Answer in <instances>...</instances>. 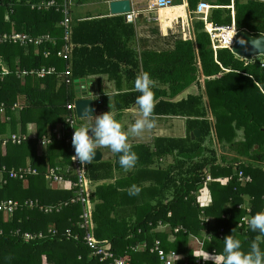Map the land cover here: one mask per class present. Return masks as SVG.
Masks as SVG:
<instances>
[{
  "label": "trees",
  "instance_id": "trees-1",
  "mask_svg": "<svg viewBox=\"0 0 264 264\" xmlns=\"http://www.w3.org/2000/svg\"><path fill=\"white\" fill-rule=\"evenodd\" d=\"M39 1L0 0V34L45 36L40 44L0 42V202L33 198L39 205L26 209V202L24 209L18 211L23 217L20 221L18 212L13 214L20 206L17 201L12 200L16 206L7 220L0 211V264H102L90 255L83 242L84 230L75 228L80 205L69 202L70 190L46 187L43 179L50 168H55L58 174L76 181L74 175L64 174L61 166H56L68 158L70 161L72 154L67 120L76 117L74 108L68 109L67 105L73 106L74 79L104 74L118 88L114 95L115 110L133 105L139 109L136 98L140 93L134 86L122 91L124 82H135L148 74L151 80L166 85L167 89L152 88L154 114L184 117L186 134L156 137L151 144L132 145L138 160L127 174L129 180L123 194L118 184L95 186L90 199L94 204L95 238L108 241L115 256L130 259L132 264H146L154 256L153 262L158 261L157 255L149 251L156 239L166 253L175 256L182 253L185 258L179 261L190 263L197 258L204 260L189 247L191 235L203 238L199 247L209 253L222 254L224 238L230 234L248 250L259 233L243 221L264 211L263 55L248 60L226 47L214 51L204 20L198 19L193 22L195 40H180L173 51L146 52L138 59L130 55L119 39L116 27L126 21L119 15L116 23L108 19L97 24L96 19L72 22L70 39L75 45L72 54L65 56L59 54L66 44L65 27L60 24L63 15L55 7L37 10L36 6H29L28 2ZM45 1L49 0L42 2ZM197 2L188 0L191 11ZM210 8L209 24L231 25V0H214ZM234 11L238 31L253 37L264 35V2L234 0ZM41 68L47 70L42 76ZM49 68L54 71H48ZM66 71L70 74L66 75ZM191 86L197 92L171 100ZM20 102L26 104L17 107ZM31 122L36 124L34 133L28 131L27 124ZM57 123L63 124L64 138L52 144L54 138H59L54 129ZM194 129L200 133L191 138ZM34 140L47 145L46 154L31 159L30 167L37 173L30 179V187L23 190L20 181L12 180L10 173L30 164L24 158L33 150ZM58 148L63 149L64 157H58ZM168 156L172 157L171 163L162 167L159 158ZM119 166L117 154L113 163L100 160L86 165L85 174L91 182L111 179L112 168ZM145 179H149L150 185L143 186ZM133 185L148 191L147 196L129 195ZM202 186L211 190L212 202L206 207L197 200ZM153 192L160 195L155 200L148 199ZM50 206L54 208L45 212ZM167 212H173L174 216H167ZM207 212L218 216L215 225H201ZM179 224L182 228L174 232ZM19 226L28 231L52 227L57 234L47 240H25L9 232ZM73 227L80 240H64L62 233ZM203 230L205 236L200 235ZM170 235L176 236V240H171ZM142 241L148 246L144 251L135 250L133 245ZM260 247L264 249V237L260 238ZM203 264L213 261L204 260Z\"/></svg>",
  "mask_w": 264,
  "mask_h": 264
},
{
  "label": "crops",
  "instance_id": "crops-1",
  "mask_svg": "<svg viewBox=\"0 0 264 264\" xmlns=\"http://www.w3.org/2000/svg\"><path fill=\"white\" fill-rule=\"evenodd\" d=\"M42 1L43 0H40L39 2H36V3H30V2H28V3L30 4L29 5L30 7L34 8L35 4L40 3ZM110 1L111 0H72L71 23L72 22L73 23L74 22H85L86 20H91V19H96V21H95L96 24L99 23V20H101V19H108V21H110V23H116L117 22L115 20L116 16H119V15L124 16V13L112 14L110 12V8H109V2ZM129 1H130V10L131 9L137 10L138 12H137L135 18L133 19V21L127 22V21L123 20L121 22V24H118L120 26L116 27V31L119 35V39L122 40V42L125 44V48L127 51H129L130 55H132V57H137L139 59L146 52L173 51L176 48L177 42L180 40H183V41L195 40L193 22L195 20H198V19H200L202 21L204 20L203 15L202 14L200 15L199 13H197L195 11L196 7H197L199 2H206L210 6L211 2H213L214 0H198V2L196 3V7H195L194 11L190 10L188 0H171L172 5H170V6L158 8V9H149V10L145 9L147 4H148L147 0L141 1V2H133L132 0H129ZM238 1L242 2V3L246 2V0H238ZM258 1L264 2V0H258ZM231 9H232L231 25H234L236 28L235 19H234V17H235L234 0H231ZM37 10H44V9H37ZM198 14L202 17V19L199 17ZM211 15H212V9L209 7L207 10V13H206L207 21L209 20V16H211ZM3 33H5V32H3ZM70 42L72 44V51H73L75 44L72 41V39H70ZM37 49L39 50L38 47H37ZM37 49H36V51H37ZM72 51L69 54H72ZM199 62L200 61L198 59L197 63L200 65ZM139 68H140V66H139ZM201 80H203V77L201 78ZM85 81H86L87 95L84 97H89L92 99L95 114H100V113H103L105 111L111 110V112L115 115V118L117 119V121L121 123L122 127L125 130L128 127H130L131 124L134 123V121L136 119L140 118V110L137 108L136 105L131 106L129 109H123V110L113 109L114 95L118 92V88H117L114 80H110L106 74H104V75H90L88 78L87 77L85 78ZM134 83L135 82H130L127 84H125V82L122 83V85H121L122 91L127 90L130 86H134ZM155 87L167 89L166 85L152 80V88H155ZM194 88L196 89L195 86L189 87L186 91L180 93L179 95H177L176 97H174L171 100L172 101L180 100L181 98H184L187 95V93H194L195 92L193 90ZM72 90L74 92V97H75L73 99V108H74V101L78 97L76 96L74 86H73ZM99 100L101 101L100 103H98ZM25 104L26 103H24V102L17 103V107L19 105L23 106ZM17 107H14L15 110L21 109L20 107L19 108H17ZM74 116L77 118V120H76V118L74 119L75 124H76V128H79L83 124H91V122L94 120V117H84V118L77 117L75 114V110H74ZM154 117H155V127L153 129L146 130L140 136H129L128 142L131 145H136L137 143L138 144H151L156 137H184L185 136V134H186V119L184 117L175 116V115H159V114H154ZM27 127H28V131L33 132V131H35L34 127H36V124L31 122V123L27 124ZM54 129H55V132L58 133L60 137L58 139L54 138V140H52L53 141L52 144H56L58 141L62 142V139L64 138L63 133H65L63 130V124L57 123L56 126L54 127ZM177 132H179V133H177ZM4 135H6V134H4ZM44 136H48V135H43L42 137H44ZM0 139H1V134H0ZM65 142L68 143L67 140ZM31 146L34 147L33 150H30L29 154L24 158L25 163H27V164L30 163V164L25 165V166H31V159L34 156H39L41 158L42 155L46 154L45 153L46 147H47L46 144L41 145L36 140H34L33 143H31ZM58 151H59L58 157L59 158L64 157L63 156L64 155L63 149L58 148ZM99 151L101 152V158H100L101 161L106 160V161H110L112 163L114 162V159L116 158V155H117L116 153H113L110 156L111 150L109 148H106V147L101 148ZM224 153H225V151H224ZM30 154H32V155L30 156ZM167 158H170V159L166 162ZM100 160H98V161H100ZM159 160L161 161L162 167H164V165L166 166L167 164L171 163L172 157H170V156L164 157L163 160H161L159 158ZM98 161H92V162H98ZM162 161H163V163H162ZM69 162L70 161L68 158V161L56 163V166H61V168L63 170H65L66 167L68 166ZM165 162H166V164H164ZM112 169H113L112 170L113 178H111V179H105V180H101L98 182H91V180L86 177L88 179V181L90 180L89 184H88L89 198L90 199H91V195H93L95 186L99 183L118 184L117 187H118L119 192L121 194H123V192H126L127 187H125V185L127 184V180H129V177H128L129 175L127 176L129 171H127V172L124 171L120 166L117 169H115L114 167ZM69 175H71V174H69ZM32 177H34V176L33 175L28 176L26 181H22V180L15 179V178H11V179L20 181L21 188L23 190H26L31 185L30 179ZM43 178H44V176H43ZM70 179H71V177L65 178L63 183L51 184V185L48 184V182L45 178L43 180H45L44 185L46 187L49 186L52 189H56V190L61 189L63 191L70 190V194L72 197L73 195H76L77 191L75 188H73L71 186L72 180H70ZM148 185H150L149 179L143 180V186H148ZM139 193L147 196L148 191H146L145 189H140ZM153 193H154L153 197H149L148 199L151 198L152 200H155L160 195L156 192H153ZM31 199H33V198H27L25 200L24 199L21 200L18 198H9V200L17 201L20 204L19 209L17 211L13 212V214L14 213L16 214V212H18L24 208L32 209L33 207L29 208L27 205H26V207H24L25 203ZM197 200L202 207L203 206L206 207L209 204H211V202H212L211 190L206 188V186L205 187L202 186L200 191L197 193ZM72 204H79L80 209H81V204L79 202H75ZM90 204L92 207V214H93V206H94L93 201L90 200ZM3 214L5 215V217H4L5 220H7V218L10 216V214L4 213V212H3ZM18 214H19V212H18ZM172 215L174 216L173 212H167V216L171 217ZM217 217L218 216H216L214 214L212 215V213L207 212L206 215H204L203 220H201V221H203L201 223V225L204 224L203 226H207V227L215 225L214 221ZM18 219H19V221L22 220L23 219L22 215L19 214ZM243 222L245 225H249L248 220H244ZM21 228H22V226H19L18 228L16 227V228L10 230L9 232L11 233V235L17 236L14 234V232L18 231V236H20L22 238L21 234L23 232L38 233V232L42 231V232L46 233L50 227H48L44 230H38V231L22 230L24 228H22V229ZM75 228L77 229L76 223H75ZM179 228H182V224L177 225L174 232L178 233L177 230ZM71 229L73 231H76V229H74V227ZM3 232H4V230H3ZM205 232H206V230L201 231L200 235H204ZM0 233H2V229H0ZM128 237H129V235H128ZM174 237H176V236H174V235L169 236V238L171 240H173ZM48 238H49V236L45 237V238H36V240H39V239L40 240H47ZM25 240H27V239H25ZM64 240H69V239H64ZM174 240H176V238ZM201 240H203V238H200L199 236H196V235H191V236H189V239H188V245H189V247L194 248V253L196 256L209 253L207 251H203L202 249H200L199 246L201 244ZM143 242L145 243V246L141 245ZM147 246H148L147 242L142 241V242H137L135 245H133V248H135V250L138 249V250L144 251V248H146ZM151 253H153V252H151ZM209 254L214 255L213 253H209ZM220 255L221 254H215L217 264H219ZM182 257L185 258V256L182 253H180L179 256L176 255V258H182ZM154 258H155V256H154ZM154 258L152 257V260H150V259L147 260L146 264H157L159 260L156 261V263H155V262H153V261H155ZM209 260H211V259H209ZM128 261H130V259H128ZM131 264H132V262H131Z\"/></svg>",
  "mask_w": 264,
  "mask_h": 264
},
{
  "label": "built area",
  "instance_id": "built-area-1",
  "mask_svg": "<svg viewBox=\"0 0 264 264\" xmlns=\"http://www.w3.org/2000/svg\"><path fill=\"white\" fill-rule=\"evenodd\" d=\"M133 2H141L145 0H132ZM148 4L146 6V10L149 9H158L163 8L172 5L171 0H147ZM37 9H48L50 7H55L56 11H60L63 15V19L60 22L62 26L65 27V34L64 39L66 40V44L64 45L63 49L59 52V54L69 55V53L72 51V44L70 42V24H71V10H72V0H62V3H57L55 0H49L45 2H40L38 4H35ZM209 8V4L206 2H199L196 7L197 13H204L203 19L206 22V12ZM137 10H129L128 12L124 13V18L127 22L133 21L137 14ZM207 23V22H206ZM213 27L212 25L208 24V27L205 28V30L208 32L211 45L214 51L218 48L222 47H231L234 41V34L235 29L233 26H215V31H212ZM45 36L42 37H36L31 38L29 35L24 33H2L0 34V42H11V43H19V44H28V43H35L40 44ZM228 43H224L227 42ZM230 42V43H229ZM262 66H264V61H262ZM54 71V68H49L48 71ZM47 72L46 69L41 68L39 70V75L42 76ZM69 71H66V75H69ZM101 101L99 100L98 103ZM68 109L73 108L72 105H67ZM70 118V117H69ZM68 122L70 121L74 127H76V124L74 122V118L68 119ZM70 124V123H69ZM70 124V137L69 141H72V135L74 132V127ZM56 137H60L58 133L55 134ZM15 137H13V140ZM44 141H41L43 143ZM72 146V143H71ZM74 148L72 146V154L70 157V162L66 169L64 170V174H71L75 176L76 181H73L71 183V186L76 189L77 193L76 195H73L69 202L75 203L79 202L81 204L80 214H79V221L77 222V227L84 230V235L82 236L83 242L89 247L90 249V255L92 257H95L99 263L102 264H131L130 261L127 259L121 258L119 256H115L113 251L111 250V244L106 240H98L94 236V221L92 217V207L90 204V198H89V190H88V184L89 181L86 178L85 174V166L82 168L78 160H74ZM58 169V168H57ZM37 173V170L30 167H20L17 170H13L10 173L11 178L19 179L22 181H26L28 176L35 175ZM65 176L58 174L55 168H50L48 172L45 175V179L47 180L48 184H59L63 183L65 180ZM37 201L28 200L27 204L29 207L39 206ZM67 202L65 203V205ZM14 206H16V203H14L12 200H7L5 202H0V211H3L4 213L11 214L14 210ZM54 208V206L46 207L44 209L45 212H49ZM55 208V209H59ZM140 232V231H139ZM15 235L18 236V231L14 232ZM57 234V230L50 227L47 232H38V233H30V232H23L21 234L22 238L27 240H34L36 238H45L48 236H54ZM62 235L65 236L66 239L69 240H75L79 241L80 236L79 234L75 233L71 228H67L65 232L62 233ZM142 246H145V243L143 242L141 244ZM135 249V248H134ZM150 252H153L157 255L158 260L160 261V264H203L204 260L197 258L194 262L190 263L187 261H179L180 258H176L174 253L167 254L165 250L161 247V242L156 239L154 241V244L152 247L149 248Z\"/></svg>",
  "mask_w": 264,
  "mask_h": 264
},
{
  "label": "clouds",
  "instance_id": "clouds-1",
  "mask_svg": "<svg viewBox=\"0 0 264 264\" xmlns=\"http://www.w3.org/2000/svg\"><path fill=\"white\" fill-rule=\"evenodd\" d=\"M229 26L234 27L235 33L238 31L234 25ZM134 87L140 93L136 98L140 118L136 119L126 130L117 121L111 110L93 115L91 114L93 109L90 106H86L83 111L85 115L94 117L91 124H83L76 128L69 121L75 129L71 141L74 148L73 157L74 160L79 161L82 168L91 164L97 150L105 147L118 154V163L124 171H130L136 166L138 157L133 151L132 145L128 142V138L129 136H140L146 130L155 127V103L152 80L148 74L137 78ZM139 192L140 188L135 185L129 189V195L132 196L138 195ZM248 224L253 232L259 233V236L250 244L248 250H244L240 239L233 238L232 234L227 235L224 238V247L219 264H264V249L260 247V238L264 237V211L253 215ZM199 257H202L205 261L211 259L213 264H217L215 254L210 255L207 253Z\"/></svg>",
  "mask_w": 264,
  "mask_h": 264
},
{
  "label": "water",
  "instance_id": "water-1",
  "mask_svg": "<svg viewBox=\"0 0 264 264\" xmlns=\"http://www.w3.org/2000/svg\"><path fill=\"white\" fill-rule=\"evenodd\" d=\"M110 12L112 14H121L126 13L130 10V1L129 0H111L109 2ZM233 44L230 47V50L238 56H241L245 59H251L256 55L264 56V35L259 37L249 36L245 32L237 31L234 35ZM243 41V42H241ZM74 89L76 96L78 97L74 101V110L75 114L79 118L84 117H93L90 115H85L83 109L86 106L92 107L93 111L91 114H95L94 106L92 99L89 97H84L87 95L86 81L85 78L74 79ZM199 130L194 129L191 134V138L199 136ZM101 158V152L97 150L96 156L93 161H98Z\"/></svg>",
  "mask_w": 264,
  "mask_h": 264
},
{
  "label": "rangeland",
  "instance_id": "rangeland-1",
  "mask_svg": "<svg viewBox=\"0 0 264 264\" xmlns=\"http://www.w3.org/2000/svg\"><path fill=\"white\" fill-rule=\"evenodd\" d=\"M209 7H210V6H209ZM206 13H207V12H206ZM199 14H200V15H201V14L204 15L205 12H204V13H201V12H200ZM206 22H207V23H206ZM206 22L204 21V23H205V28L208 27V24H209L208 21H206ZM210 25H211V24H210ZM212 27H213L212 31H215V29H214L215 26L212 25ZM224 43H228V41H227V42H224ZM229 43H230V42H229ZM193 90L196 91L195 88H194ZM177 133H179V132H177ZM177 133H176V134H177ZM137 144H138V143H137ZM2 154L4 155V154H6V153H2ZM112 154H113V152H110V156H111ZM169 159H170V158H167L166 162H167ZM166 162H165L164 164H166ZM164 166H165V165H164Z\"/></svg>",
  "mask_w": 264,
  "mask_h": 264
}]
</instances>
